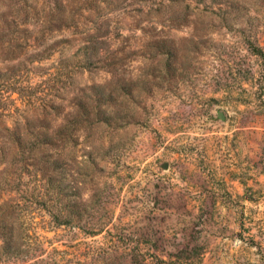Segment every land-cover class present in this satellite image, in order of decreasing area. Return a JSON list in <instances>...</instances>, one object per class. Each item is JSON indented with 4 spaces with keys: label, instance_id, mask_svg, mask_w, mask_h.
Listing matches in <instances>:
<instances>
[{
    "label": "rangeland",
    "instance_id": "obj_1",
    "mask_svg": "<svg viewBox=\"0 0 264 264\" xmlns=\"http://www.w3.org/2000/svg\"><path fill=\"white\" fill-rule=\"evenodd\" d=\"M0 264H264V0H0Z\"/></svg>",
    "mask_w": 264,
    "mask_h": 264
},
{
    "label": "trees",
    "instance_id": "obj_2",
    "mask_svg": "<svg viewBox=\"0 0 264 264\" xmlns=\"http://www.w3.org/2000/svg\"><path fill=\"white\" fill-rule=\"evenodd\" d=\"M53 30H54V26H53V24H51L48 28L44 29L43 32H41L39 35H37V37L42 39L41 46L43 47V49L41 51H36V54L33 55V62H38L40 64L44 60L50 59L56 54L57 50L59 49L58 48L59 44L52 42L54 40V37L51 35ZM23 47L27 48L28 46L26 44H23L22 48ZM61 48H64V45L61 46ZM61 51H62V53L60 54L61 56H59V57L64 59V60H62V62L66 66H71V65L72 66H77V65L78 66H83V65L88 66L91 64V60H94L95 57L97 56L96 48L90 47V45H88L87 43L84 46L80 47V50L78 52H81L80 53L81 58H75L76 62H71V58H67L66 56L63 55V53H64L63 49ZM77 53H75V54H77ZM74 56H72V57H74ZM43 141L44 142H40V143L41 144L50 143L51 140H48V136H47V139L46 140L43 139ZM33 144L35 147L36 144H38V142H34ZM55 213L56 212H52V210H51L49 215L56 217L58 219L57 221H59L60 224L61 223H67L68 220H66L63 216L55 214ZM61 221H63V222H61Z\"/></svg>",
    "mask_w": 264,
    "mask_h": 264
},
{
    "label": "water",
    "instance_id": "obj_3",
    "mask_svg": "<svg viewBox=\"0 0 264 264\" xmlns=\"http://www.w3.org/2000/svg\"><path fill=\"white\" fill-rule=\"evenodd\" d=\"M164 167L166 168L167 167V164H165Z\"/></svg>",
    "mask_w": 264,
    "mask_h": 264
}]
</instances>
